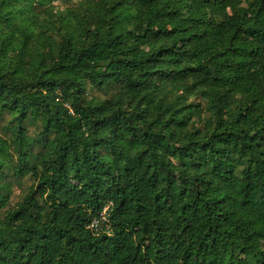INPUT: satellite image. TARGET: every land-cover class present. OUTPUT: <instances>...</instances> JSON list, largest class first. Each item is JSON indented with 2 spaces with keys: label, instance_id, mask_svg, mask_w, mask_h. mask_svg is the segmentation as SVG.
Listing matches in <instances>:
<instances>
[{
  "label": "trees",
  "instance_id": "16d2710c",
  "mask_svg": "<svg viewBox=\"0 0 264 264\" xmlns=\"http://www.w3.org/2000/svg\"><path fill=\"white\" fill-rule=\"evenodd\" d=\"M52 1L0 0V264H264V0Z\"/></svg>",
  "mask_w": 264,
  "mask_h": 264
},
{
  "label": "rangeland",
  "instance_id": "374dc122",
  "mask_svg": "<svg viewBox=\"0 0 264 264\" xmlns=\"http://www.w3.org/2000/svg\"><path fill=\"white\" fill-rule=\"evenodd\" d=\"M53 9L55 12L62 11L66 13L68 10H71L74 14H78L79 16L84 15V13L90 8H92V4L87 0H72V4L65 5L63 0H53L52 1ZM58 16L55 14L53 21L60 24V20H57Z\"/></svg>",
  "mask_w": 264,
  "mask_h": 264
},
{
  "label": "built area",
  "instance_id": "2783aa9c",
  "mask_svg": "<svg viewBox=\"0 0 264 264\" xmlns=\"http://www.w3.org/2000/svg\"><path fill=\"white\" fill-rule=\"evenodd\" d=\"M106 211H107V207L104 208V210L101 212L99 217H96L92 220L90 224V228L97 230L101 225L108 222Z\"/></svg>",
  "mask_w": 264,
  "mask_h": 264
}]
</instances>
